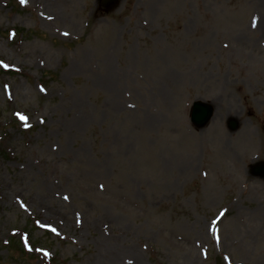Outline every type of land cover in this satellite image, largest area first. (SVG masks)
<instances>
[{
    "label": "rangeland",
    "instance_id": "1",
    "mask_svg": "<svg viewBox=\"0 0 264 264\" xmlns=\"http://www.w3.org/2000/svg\"><path fill=\"white\" fill-rule=\"evenodd\" d=\"M261 1L0 0V264H264Z\"/></svg>",
    "mask_w": 264,
    "mask_h": 264
},
{
    "label": "water",
    "instance_id": "2",
    "mask_svg": "<svg viewBox=\"0 0 264 264\" xmlns=\"http://www.w3.org/2000/svg\"><path fill=\"white\" fill-rule=\"evenodd\" d=\"M118 0H108L110 5L117 3ZM212 117V108L204 102H195L191 114L192 122L198 127L203 128L207 125ZM230 127L232 130H236L238 124L235 120L230 122Z\"/></svg>",
    "mask_w": 264,
    "mask_h": 264
},
{
    "label": "trees",
    "instance_id": "3",
    "mask_svg": "<svg viewBox=\"0 0 264 264\" xmlns=\"http://www.w3.org/2000/svg\"><path fill=\"white\" fill-rule=\"evenodd\" d=\"M18 235H12L10 237V240H8V244L10 247H13L15 249H18L20 251V253L22 254V256H28L29 253L26 251V245L25 243L23 242V240H20V238L18 237ZM29 237V240L31 242V236H28ZM30 256V255H29ZM47 264H65V262H61L60 260H57V258H53V259H50Z\"/></svg>",
    "mask_w": 264,
    "mask_h": 264
},
{
    "label": "bare ground",
    "instance_id": "4",
    "mask_svg": "<svg viewBox=\"0 0 264 264\" xmlns=\"http://www.w3.org/2000/svg\"><path fill=\"white\" fill-rule=\"evenodd\" d=\"M261 2H264V0H262ZM263 23H264V21H263ZM108 84H109V86H111L112 87V90H113V84H115V82H114V80L113 79H111V80H109L108 81ZM116 99L118 100V97L116 96Z\"/></svg>",
    "mask_w": 264,
    "mask_h": 264
},
{
    "label": "snow or ice",
    "instance_id": "5",
    "mask_svg": "<svg viewBox=\"0 0 264 264\" xmlns=\"http://www.w3.org/2000/svg\"><path fill=\"white\" fill-rule=\"evenodd\" d=\"M21 2L24 3L25 0H21ZM21 119L23 120V119H26V118L22 116Z\"/></svg>",
    "mask_w": 264,
    "mask_h": 264
}]
</instances>
